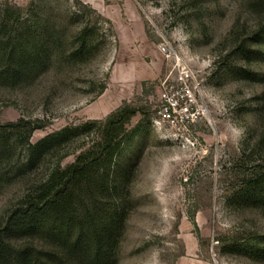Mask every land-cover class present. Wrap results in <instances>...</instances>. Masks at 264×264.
I'll return each instance as SVG.
<instances>
[{"label":"rangeland","instance_id":"rangeland-1","mask_svg":"<svg viewBox=\"0 0 264 264\" xmlns=\"http://www.w3.org/2000/svg\"><path fill=\"white\" fill-rule=\"evenodd\" d=\"M66 1L76 0H50L53 6ZM80 1L112 22L119 46L84 66V81H0V124L22 117L43 122L32 137L37 143L67 126L105 120L125 103L136 105L142 114L129 129L138 126L146 140L127 192L131 216L118 264H264L225 253L235 241L264 235V214L236 202L244 179L264 166V61L229 59L258 30L264 0ZM29 2L0 0V43L33 16ZM182 72L189 76L184 82ZM99 75L109 78L96 97L98 87H87ZM167 87L179 104L171 118L161 114ZM24 158L20 147L11 156L13 164ZM44 174L40 168L8 180L0 227Z\"/></svg>","mask_w":264,"mask_h":264},{"label":"trees","instance_id":"trees-1","mask_svg":"<svg viewBox=\"0 0 264 264\" xmlns=\"http://www.w3.org/2000/svg\"><path fill=\"white\" fill-rule=\"evenodd\" d=\"M27 9L33 16L0 43L1 83L31 85L47 77L56 84L84 81V66L106 59L119 46L112 22L80 0L59 6L30 0ZM229 59L264 61V15L258 30L240 41ZM108 78L94 77L87 88L98 87L96 97L102 96ZM140 114L142 109L125 103L105 120L67 126L37 143L32 137L45 127L43 122L22 117L0 124V193L8 180L45 169L43 179L0 227V264H118L131 216L127 192L146 140L138 126L129 129ZM91 134L94 139L85 141ZM263 142L264 136L259 146ZM19 147L25 158L13 164L11 156ZM70 156L75 160L64 165ZM236 202L264 214V166L244 179ZM225 253L264 262V235L235 241Z\"/></svg>","mask_w":264,"mask_h":264},{"label":"built area","instance_id":"built-area-1","mask_svg":"<svg viewBox=\"0 0 264 264\" xmlns=\"http://www.w3.org/2000/svg\"><path fill=\"white\" fill-rule=\"evenodd\" d=\"M178 67H186L185 65H182V63L178 64ZM189 76L186 75L185 72L181 73L180 81L184 82L186 79H188ZM190 92V91H189ZM162 99L165 102L164 107L162 109L161 114H163L164 117L171 118L172 116V110L178 109L179 104L176 99H174V96L171 95V93L168 91V87L165 89Z\"/></svg>","mask_w":264,"mask_h":264},{"label":"crops","instance_id":"crops-1","mask_svg":"<svg viewBox=\"0 0 264 264\" xmlns=\"http://www.w3.org/2000/svg\"><path fill=\"white\" fill-rule=\"evenodd\" d=\"M198 261H193V260H191V262L190 263H188V264H200V263H197ZM179 264H181V261H180V263ZM186 264V263H185ZM201 264H205L204 262H201Z\"/></svg>","mask_w":264,"mask_h":264}]
</instances>
